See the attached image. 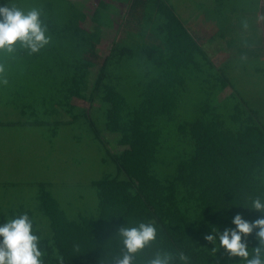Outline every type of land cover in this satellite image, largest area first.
Instances as JSON below:
<instances>
[{"label": "trees", "instance_id": "obj_1", "mask_svg": "<svg viewBox=\"0 0 264 264\" xmlns=\"http://www.w3.org/2000/svg\"><path fill=\"white\" fill-rule=\"evenodd\" d=\"M26 4L0 0V7L39 9L50 43L31 55L17 47L10 60L18 64V72L7 78L6 86L0 84V189L6 190V201L13 196L9 189L21 192L6 209L0 206V226L27 214L33 234L40 237L43 264H59L57 257H63V264H114L122 250L119 230L140 223H153L157 239L133 264H148L157 251L177 257L184 253L188 264H243L218 247V238L213 253V244L204 237L234 229L236 215L249 223L264 218L251 210L257 196L264 202V114L235 84L252 78L264 83V62L216 64L166 0H140L154 8L143 15L148 27L138 35L145 36L114 42L103 52L102 35L83 27L82 10L69 1ZM255 6L243 18L246 28L245 23L220 28L202 41L216 40L239 56L261 57L264 10L259 0ZM158 9L159 15L154 12ZM152 17L162 24L150 29ZM149 32L154 42L146 38ZM240 68L250 73L239 76ZM54 84L57 89L48 98L39 94L40 106L21 102V91L32 98L38 87ZM7 100L19 119L8 112ZM75 124L89 131L103 164L112 168L90 183L93 206H73L84 209L82 213L65 212L45 181L36 184V207L27 206L20 197L34 184L5 181L20 172L9 169L16 166H7L8 154L3 153L9 151L8 130L45 127L54 140L62 127ZM14 152L21 154L20 149ZM24 156H30L28 147ZM256 231L246 241L242 237L250 253L258 246Z\"/></svg>", "mask_w": 264, "mask_h": 264}, {"label": "rangeland", "instance_id": "obj_2", "mask_svg": "<svg viewBox=\"0 0 264 264\" xmlns=\"http://www.w3.org/2000/svg\"><path fill=\"white\" fill-rule=\"evenodd\" d=\"M23 1L28 3L29 0H15V3L23 4L21 6H28ZM193 1H196L198 5L200 3L203 15L211 12L213 8H217L218 5H225L227 6V10L222 11L221 17L230 15L234 11L236 16H242L243 18L250 16L251 13L254 12L253 7L258 3V0H221L224 2H221V4L214 3V0H179L182 8H189L185 13L186 17H193L199 12L198 7H195ZM215 10L217 11V9ZM212 19L211 13L208 16V21H211ZM208 23L210 25L213 24L210 22ZM112 36L113 33L110 37ZM203 42L205 48L208 49L216 64L229 63V61L231 63L264 62V55H261V57L256 56L249 58L247 56V58L246 56H240L237 58L238 52L236 50L227 49V46H225L222 51H220L222 48V45H220L221 43L214 42L211 44L205 43V41ZM107 43L108 42H104L99 45L102 52L103 50H107L110 46V44ZM11 55L12 54H4L2 57L3 61L0 62V64L5 65L6 70L4 75L8 79L11 78V75H15L18 72V69H16L18 64L11 63ZM246 72L247 69L245 68L238 69L239 76H246ZM247 73L249 74L250 72ZM235 84L240 90H245L243 91V94H245L246 98L249 97L248 99L252 100L253 107L264 114V83L257 82L252 78V80L249 81H238L237 79ZM56 85L57 84L51 86V89L47 86L38 87V89H35L36 93L32 98L31 96L28 98L26 92L21 91L23 92L21 102L24 104L29 103L40 106L39 104L41 103V100L39 99L37 101L39 94L42 98H48V94L50 95V93H53L57 89ZM6 88V90H11L12 92L16 91L15 88ZM229 91L230 89L227 90V93ZM80 104L84 103L81 102ZM9 105L13 104L7 100L6 106ZM8 110L9 113H12L14 119L20 118L18 115H14L15 109H13L12 106H9ZM61 130L57 133L54 140H50L49 135L47 134L48 130L45 127H28V129L20 127L16 130L9 129L7 138L9 141V151H3V153L6 155L8 154L7 166L8 164L10 166H16L8 168L12 171L18 170L20 172H12L11 177L5 181H26L28 184H34L30 185L27 189H23L25 193L20 197L22 202H25L27 206L33 208L36 207L37 202L36 199H34L37 194L36 184H38L39 181L50 182L51 185L49 190L53 193V197L62 205L63 209H65V212L82 213L85 212L84 209L74 210L73 206H82L85 208L88 204V208H91L93 202H95V196L94 193H92L93 190L89 186L90 183L99 180L106 172L112 173V168L103 164V153L98 146L92 142L88 130L81 129L76 124L62 127ZM65 136L67 137V140H64ZM25 147H28L30 156H24L25 158H23L20 157V155L25 152ZM18 149H20L21 154L14 152ZM35 150H37L36 154ZM21 158L23 161L22 163H20ZM1 180L3 179L0 178V182ZM5 191L6 190L0 189V201H2L0 202V206L3 205L6 209V207H8V204L6 203H13L15 199H17L14 198L16 197L15 194H21V192L9 189L7 192L12 193L13 196L8 197L6 201L2 198ZM66 200H70V203L73 205H70L69 201ZM88 212L90 211L88 210Z\"/></svg>", "mask_w": 264, "mask_h": 264}, {"label": "clouds", "instance_id": "obj_3", "mask_svg": "<svg viewBox=\"0 0 264 264\" xmlns=\"http://www.w3.org/2000/svg\"><path fill=\"white\" fill-rule=\"evenodd\" d=\"M247 27V24H244ZM47 28L41 20L39 9L24 11L16 5L0 7V53L10 55L19 47L27 50L29 55L38 53L50 43L46 34ZM5 65L0 64V84L7 85ZM251 210L264 214V202L257 196L251 203ZM232 224L234 229H226L223 234L206 235L205 241L213 244V253L219 248L224 249L231 257H239L243 264H264V218L252 223L236 215ZM256 231L258 246L250 253L245 241L249 234ZM33 221L27 214H22L0 226V264H43L44 253L39 248L40 237L33 234ZM122 250L114 264H133L137 254L150 247L157 239V229L153 223H140L136 227H123L118 233ZM59 264H63V257H57ZM178 259L181 264H188V257L184 253L177 256L169 252L157 251L148 264H173Z\"/></svg>", "mask_w": 264, "mask_h": 264}, {"label": "crops", "instance_id": "obj_4", "mask_svg": "<svg viewBox=\"0 0 264 264\" xmlns=\"http://www.w3.org/2000/svg\"><path fill=\"white\" fill-rule=\"evenodd\" d=\"M66 1H69L73 5H76L77 8L82 10L85 16V20H83L82 23L83 27L84 28L87 27L86 29L90 30V32L93 31L99 32L102 35L100 44H103L104 42H108L107 44H110V46L114 42L124 43L131 38L135 42V40L144 37L145 36L144 34L138 35L139 30L148 27L147 20L146 18L143 17V15L146 12L154 10V8L152 9L150 8V6L144 7L143 5H140V0H66ZM136 1H138V6H136L135 3ZM215 2L217 4H221V2L223 1L214 0V3ZM193 3L195 4V7H198L199 12L196 13L195 16L193 17H186L185 13L189 8H185V7L182 8L180 6L179 0H166V4L168 6L173 7L175 12L177 13L176 17L179 20V22L182 24V26H184V28L188 30L191 34L193 32V34H195L198 38H201V42H200L201 44H204V42L202 41L203 37L204 38L215 37V31H214L215 29L216 30L220 28L232 29L237 25L238 26L240 25L239 27H241L243 23H246V20H243L242 16H236V14H234V11L230 15H225L221 17L222 11L227 10V6L225 5H218L217 8L216 7L213 8L211 12H208L207 14L203 15L200 3L199 5L196 3V1H193ZM215 9H217V11ZM259 9L260 11L264 10V0L259 1ZM164 10L165 9H163V13L165 12ZM160 11L161 10L158 9L157 11L154 12L159 15ZM209 13L210 14L212 13L213 19L211 21H208V16L210 15ZM96 14H98V16ZM163 18H164L163 21L165 22L167 19L165 18L164 14H163ZM208 22L213 24L210 25ZM159 24L160 25L162 24L161 19L159 17L158 19L152 17V19H150L149 22V28L153 29L157 27ZM260 25L261 23L259 24V26ZM112 33L113 36L110 37ZM152 35L153 34L149 32L146 38L149 39V41L153 40L152 42H154V36ZM225 39L230 41L231 38L227 37ZM214 42H216V40H213L212 42L205 41V43H211V44ZM223 48H221L220 51H222ZM227 49L229 48L227 47ZM245 56L247 57V55ZM238 57L240 56L238 55ZM248 57L252 58L250 56Z\"/></svg>", "mask_w": 264, "mask_h": 264}]
</instances>
